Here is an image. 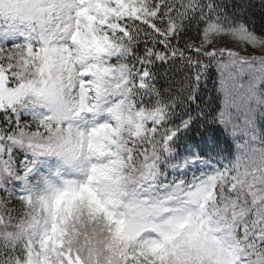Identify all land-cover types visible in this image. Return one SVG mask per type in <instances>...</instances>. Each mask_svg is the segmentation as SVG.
Masks as SVG:
<instances>
[{"label": "snow or ice", "instance_id": "6c2138e0", "mask_svg": "<svg viewBox=\"0 0 264 264\" xmlns=\"http://www.w3.org/2000/svg\"><path fill=\"white\" fill-rule=\"evenodd\" d=\"M0 264H264V0H0Z\"/></svg>", "mask_w": 264, "mask_h": 264}, {"label": "trees", "instance_id": "16d2710c", "mask_svg": "<svg viewBox=\"0 0 264 264\" xmlns=\"http://www.w3.org/2000/svg\"><path fill=\"white\" fill-rule=\"evenodd\" d=\"M255 2H256L257 5H258L259 0H255ZM255 12L257 13V21H258L259 12H260V9H259L258 6H257V8L255 9ZM211 71H212V73H213V75H214V74H215V69L213 68ZM160 83L163 84L164 81L161 80ZM208 85H209V91H208V92L205 94V96H204V100H205L206 103L211 99V97H212V95H213V93H212V91H211V85H212V81H211V80H209ZM201 131H202V130H201ZM190 135H191L194 139H197V140L200 139V135H199L198 133H196V132L190 133ZM206 135H207V134H206ZM212 136H213L214 138H216V139H221V140L225 139V137H224V135H223V128H222V127H216V126H213ZM229 142H230V140H229Z\"/></svg>", "mask_w": 264, "mask_h": 264}, {"label": "rangeland", "instance_id": "374dc122", "mask_svg": "<svg viewBox=\"0 0 264 264\" xmlns=\"http://www.w3.org/2000/svg\"><path fill=\"white\" fill-rule=\"evenodd\" d=\"M217 46H220V45H217Z\"/></svg>", "mask_w": 264, "mask_h": 264}]
</instances>
